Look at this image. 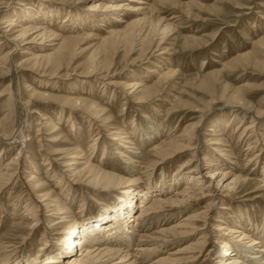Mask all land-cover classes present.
Returning a JSON list of instances; mask_svg holds the SVG:
<instances>
[{"label": "bare ground", "instance_id": "obj_1", "mask_svg": "<svg viewBox=\"0 0 264 264\" xmlns=\"http://www.w3.org/2000/svg\"><path fill=\"white\" fill-rule=\"evenodd\" d=\"M73 1L79 2L81 0ZM3 3L4 1L0 0V14L4 8ZM236 7L240 9L248 8L241 4L236 5ZM89 8L92 16L75 17L76 24L80 25L79 27L73 25L68 36H64L58 30L53 29V23H50L51 20L48 25L39 24L35 20L37 15L33 13L30 16L28 15L32 18V21H29L31 19L28 17L25 19H10L7 18L10 15H0V51L5 45L12 44L11 49L0 56V72L4 77L8 74L11 76V82L4 87V91L0 92V99L5 97L6 94L9 95L8 104H6L8 113L0 119V143L2 146L8 143L12 144L15 139L21 140L24 144L25 142H32V137H29L30 134L28 133L29 122L27 118H24L21 122H16L15 114L17 110L13 109L17 104V94L13 89L12 81L19 84L18 82L25 76L24 71L26 70L36 71V74L40 77L57 78L56 71L49 73L46 71V67L41 65L40 61L45 57L44 53H35L24 47L19 52L20 54H28V57L16 60L14 56L10 55L18 43L23 41L22 38L28 36V42H32L34 48L39 51H45L53 45H58V49L61 50L68 39H76L81 36L78 30H85V26H81L84 22L86 26H96V28L106 30L105 32L108 33L102 37L98 36L99 33L93 32L94 30H85L84 35L86 37L101 38L104 43L115 41L122 44L128 42L131 45L130 52H134L135 48L139 46L144 54L150 52L151 46L156 48L162 46L159 48L157 56L163 59L172 53L173 47L170 45L163 46V44L177 30V20H175L177 15L168 16L163 14L154 4V0H100L91 4ZM71 19L73 20V18ZM26 20L28 22L25 24L24 21ZM97 20L100 22L93 23ZM256 43L260 45L259 52L264 56V37ZM145 45L148 47L143 48ZM249 53L252 52L243 53L239 57L241 59L248 58ZM262 59L261 62L264 61V57ZM258 62H260V59L255 53V56L247 63L256 65ZM149 70L159 77V80L154 84H149L147 79H134L127 83L125 87V95L132 98L133 102L138 105L147 103L151 99V92L159 90L162 81L175 73L173 71L164 72L163 65H160L158 69ZM94 73L95 71L92 69L87 70V74ZM110 84L117 86L114 81H110ZM246 86H248L247 82L236 87V92L231 96L222 97L226 100V105L239 109L241 114H238L231 123L230 120H225V117L213 120L212 126L216 124V129L210 127L209 130L217 132L215 136L220 137L213 138L208 145L211 146L210 149L213 153L218 152L215 156L216 166L218 167L214 170H206L208 182L204 187L201 186L204 179L199 174V170L206 168L207 160L202 163L198 161L190 171L186 172L176 171L174 174L167 175L165 170L161 172L159 170L158 176L157 173L155 177L152 176L147 185H136V182L130 184L125 179V175L129 177L136 176L139 173V157L147 143H150L147 149L149 157H151L149 163L151 169H155L162 163L173 159L180 152L190 150L194 154L192 157H195L200 149L209 148V146H203V144L200 146V141H198L197 133L206 117V112L199 108L190 109V112L199 113L198 121L195 124L187 125L180 135L170 136L169 139L163 137L166 134L172 135L174 131H167V128H164L159 121L142 118L136 125V128L139 129L137 130L139 135L137 140L134 139V137H137L134 132L131 137L128 130L127 132L112 131L108 139L106 138L107 142L106 139H100L99 147H102L104 151L102 159L98 161L90 162L92 156L87 157V152L83 148L84 145L78 146L77 151L69 152L71 154L68 156L70 159L66 170H53V176H56L54 177L56 180L54 182L56 184L55 189L53 185L48 183L47 179L37 177L35 174H32L28 180H24L27 171L23 168L25 162L23 159L27 156L21 146L16 147L15 155L0 167V192L15 177L18 179L17 182L24 180L21 185V198L27 197L26 203L22 204L27 211L21 217L23 220L21 219V222L18 221L16 224L19 229L25 228L26 232L23 233L25 235L23 240L38 229H43L39 239L41 248L35 255L17 261H9L8 247L12 245L0 242V264H192L196 259H199L198 256L203 257L204 252L205 258L203 261L201 260L202 264H264V221H262V217L257 218L255 209H252L251 212L249 209L243 210L240 207L231 215L225 211L228 209L226 206L227 199L226 195L220 190L222 187L230 190L231 188H238L236 186L238 183L241 184L254 179L252 176L234 175L235 171L232 167H238L239 158L231 151L232 145L224 139L227 127L232 128L231 131L235 132L239 130L244 118L250 120L241 132V136L251 130V134H249L254 143L258 145L251 144L252 140L248 143L250 145L246 149L253 151L256 146L261 147V149L264 148L263 138L258 134V125L264 117V97L263 102L259 105L248 101L245 99L247 95L244 93ZM30 90H32L33 95L38 93V90L33 87ZM82 100V98H75L70 104H58L60 113L58 119L63 120V113H67L68 118H66L68 120L72 118L70 123L74 122V112L81 111L86 113L95 125H99V122L102 123L101 126L104 128L113 125L115 120L113 117H102V114H107V108L102 107L99 110L92 104L86 109L84 106H79L83 102ZM24 110L27 112V108L24 107ZM40 118L45 121L39 122L42 128L49 125L54 127L52 119L46 114L40 112ZM253 127L255 128L253 129ZM252 129L254 132H252ZM58 131L59 127L55 126L54 129L44 133V135L40 133L41 135L38 137L40 145L44 146L43 142L47 140L45 134L48 136L55 135ZM238 138L240 137L238 136ZM71 149L73 150V148ZM3 150L1 149V151ZM94 150L93 147L92 154ZM57 153H62V151H56L53 154ZM4 154L5 152L0 154L2 155L0 160ZM106 155L110 159L105 162L104 157ZM112 158L120 165L118 168L121 167L118 172L113 169V161H110ZM50 159L51 162L58 160L55 159V156H50ZM226 164L227 167L224 166ZM137 178H140V176ZM257 180L261 182L262 189H264V173ZM57 183H61V187ZM81 184L87 187H89L88 184L94 186L96 191L99 192L100 198L95 197L92 200V203L97 205L96 210L99 213L86 217L79 225L75 217L74 208L76 206L74 203H77L75 202V195L78 193L76 191L78 190L77 186ZM56 190L60 192V196L57 195ZM195 192L202 193L206 199L208 198L204 210L199 211L201 213L193 212L183 219L174 215L175 212L181 213V210L173 208L181 207L184 204L188 207L189 203L196 199ZM73 194L74 197L72 198ZM62 195L68 198L71 195L69 203H62ZM102 200L104 201L103 204L101 203ZM219 202H222L221 207H219L221 211L219 218L216 220L217 223L213 227L209 225L207 215ZM136 209V219H133L134 216L132 218L129 215ZM202 217L206 219L204 221L205 226L198 223L203 220ZM130 221L134 224L129 223ZM59 225L63 227L61 228L62 231L56 233L59 234V239H57L58 242H54V248L56 249H53L49 245V234H54L53 231ZM73 225L77 227L73 229L71 227ZM209 228H212V230ZM209 230L218 232V234L212 236L214 239V241L210 240L212 243L209 242L211 237ZM235 237L238 239L235 240ZM183 239H187L186 245L169 251L167 255L162 253V255L153 259L155 257L153 255L158 251L169 245L177 244L178 241ZM244 239L249 240V243L246 244L247 242L241 241ZM133 244H135L134 247H132ZM220 244H224L226 248L221 250ZM77 249L79 252H77ZM116 258L120 260L113 261ZM150 259H153V261L150 262Z\"/></svg>", "mask_w": 264, "mask_h": 264}, {"label": "rangeland", "instance_id": "obj_2", "mask_svg": "<svg viewBox=\"0 0 264 264\" xmlns=\"http://www.w3.org/2000/svg\"><path fill=\"white\" fill-rule=\"evenodd\" d=\"M3 1L4 8L0 15H10L7 17L10 19H25L33 13L37 15L35 20L39 24L48 25L53 23V29L58 30L64 36H68L70 35L71 27L73 25L76 27L77 25L75 17L89 16L91 14L90 5L100 0H81L79 2H74L73 0ZM154 4L163 14L168 16L177 15L175 19L177 20V30L163 44V46L170 45L173 47L172 53L168 54L165 59L157 56L159 48L162 46L158 48L151 46L150 52L144 54V51L139 46L135 48L134 52H130L131 45L128 42L122 44L115 41L104 43L101 38L86 37L84 32L89 30H94L93 32L99 33L98 36L102 37L108 33L105 32L106 30L96 28V26H86L84 22L81 26H85L86 31L78 30L77 28L81 36L76 39H68L61 50L58 49V45H53L45 51H39L34 48L35 46L32 42H28V36L22 38L23 41L18 43L10 55L14 56L16 60L28 57V54H20L19 52L24 47L35 53H44L45 57L40 61L41 65L46 67V71L49 73L56 71L57 78L40 77L36 74V71L26 70L24 71L25 76L20 79L19 84H16V81H12L13 89L17 94V104H15L13 109L17 110L15 114L16 122H21L24 118H27L29 122L28 133L30 134L29 137H32V142H25L24 144L21 140L15 139L12 144L8 143L9 145L4 144L2 146L0 143V154L5 152L0 160V167L15 155L16 147L21 146L27 156L23 159L25 161L23 168L27 171V173L25 172L24 180H28L32 174H35L37 177L47 179L48 183L53 185L55 189L56 184L54 182L56 180L54 177L56 176H53V170H66L70 159L68 156L71 154L69 152L77 151L78 146L84 145L83 148L87 152V157L92 156L90 162L98 161L102 159L104 151L102 147H99L100 139H108V136L114 130L126 132L128 130L131 137L134 132L135 136H137L134 139L137 140L139 137L137 130L139 129L136 128V125L142 118L159 121L164 128H167V131H174L172 135L166 134L163 137L164 139L166 137L169 139L170 136L180 135L187 125L195 124L198 121L199 113L190 112V109L199 108L206 112V117L199 127L197 137L198 141H200V146L203 144V146L206 145L209 148L200 149L195 154V157H192L194 154L190 150L180 152L173 159L157 166L155 170L149 166L151 157H149L147 147H149L150 143H147L139 157V173L136 176L128 177L125 175V179L130 184L136 182V185H147L152 176L155 177L156 173L158 176L159 170V172L165 170L167 175L174 174L176 171L186 172L190 171L198 161L202 163L207 160L208 163L205 167H211L199 170V174L204 179L201 186L207 185L206 170H214L218 167L216 166L217 160L215 157L218 152L213 153L210 149L211 146L208 145L213 138L220 137L215 136L217 132L209 130L210 127H216V124L212 126V122L220 117H225V120H230L231 123L238 114H241L239 109L226 105V100L222 97L231 96L236 92V87L247 82L248 86L245 87L244 91L245 95H247L245 99L255 105L263 102L264 61H261L264 56L259 52L260 45H257L256 42L264 37V0H154ZM239 4L248 8H237L236 5ZM28 18L31 19L29 21H32V18ZM50 20L51 22L49 23ZM27 22L28 20L24 21L25 24ZM96 22L99 23L100 21L97 20L93 23ZM90 23L92 22L90 21ZM11 47L12 44L5 45L0 51V56L8 52ZM147 47L145 45L143 48ZM155 49L156 51H154ZM246 52L252 53H249L248 58L241 59L239 56ZM152 53L154 54L151 56ZM255 53L260 62L256 65L254 63L248 64L247 62L255 56ZM160 65H163L164 72L173 71L175 73L162 81L159 90L151 92V99L147 103L138 105L133 102L132 98L125 95L126 84L131 80L147 79V82L151 85L159 80V77L149 69H158ZM88 69L94 70L95 73L87 74ZM110 81L116 82L117 86L110 84ZM10 82L11 76L8 74L4 77L0 72V92L4 91V87ZM31 87L38 90V93L33 95L32 90H30ZM8 96L6 94L5 97L0 99V119L8 113L6 109L8 108L6 105L8 104ZM75 98H82L83 102L79 106H84L86 109L92 104L99 110L102 107L107 108V114H102V117H113L115 119L113 125L111 124L109 127L104 128L99 121V125H95L90 117L81 111L74 112V122L70 123L72 118L68 120L67 113H63V120H59L58 104H70ZM24 107L27 108V112ZM40 112L52 119L54 127L49 125L42 128L39 122L45 121L40 118ZM134 120L135 122H133ZM245 120L246 118L241 122L239 130H237L239 132H233L231 131L232 128L227 127L224 139L232 145L231 151L239 158L238 167H232L235 171L234 175L252 176L254 179L241 184L238 183L236 185L238 188H231L230 190L222 187L220 190L226 195L227 199L226 206L228 209L225 211L233 215L239 207L243 210L249 209L251 212L252 209H255L257 218L260 219L262 217L261 219L264 221V189H262L261 182L257 180L264 173V148L262 147L261 149V147L256 146L253 151L246 149L253 138L250 136L251 130L241 136V132L247 126V123L250 122V120ZM55 126L59 127L58 133L49 136L45 134V138L48 141L45 140L43 142L44 146H41L38 141L40 133L44 135V133L54 129ZM253 129L252 132H254ZM258 131L264 141V117H262L258 125ZM236 133L238 135H235ZM158 139L160 140V138ZM238 141L239 143L237 144ZM253 143L254 140L251 144ZM254 144L258 145L257 143ZM13 146L14 148H12ZM93 147L95 150L92 154ZM1 149L4 150L1 151ZM56 151H62V153L53 154ZM50 156H55V159L58 160L51 162ZM104 158L105 162L110 159L107 158V155ZM110 161H113V169L117 170L116 172L121 170V167L118 168L120 165L113 158ZM50 162L54 164L52 165ZM224 166L227 167L228 165ZM138 176L140 178H137ZM17 180V177H15L0 192V242L12 245L8 247L7 255L9 261H17L35 255L36 252L38 253L41 248L39 239L43 232V229H38L27 239L23 240L25 236L23 233L26 232L25 228L19 229L16 223L22 219L21 217L27 211L25 206H22V204L26 203L27 197L21 198V185L24 180L20 182H17ZM83 184L77 186L78 190L76 191L78 193L75 195V202L77 203H74L76 207L73 205L76 212V221H78L79 225L86 217L97 215V205L93 204L92 200L100 195L94 186L88 184L89 187H87ZM57 185L60 186L61 183H57ZM118 189L119 187L116 190L118 191ZM56 192L60 196V192L58 190ZM195 193L196 199L192 200L188 207L184 204L181 207L173 208L181 210V213L175 212L174 215L183 219L193 212L201 213L204 210L208 198L206 199L202 193ZM73 197L74 194L72 195ZM70 200L71 195L70 198L62 195V203H69ZM103 202L102 200L101 203L103 204ZM221 204L222 202H219L207 215L208 223L213 227L217 223V218H219L221 211L219 207H221ZM137 209L129 215L130 217L134 216V218L132 217L133 219H136ZM202 219L198 223L201 226H205L204 221L206 219L204 217ZM129 223L134 224L132 221ZM62 227V225L57 226V229L53 231L54 234H49V245L53 249H56L54 248V242H58L57 239H59V234L56 233L62 231ZM71 227L74 229L77 226L73 225ZM209 229L212 230V228ZM211 230H209L211 237L218 234V232ZM211 237L209 242L212 243L214 239ZM235 238V240L238 239L237 237ZM211 239L212 241H210ZM186 240H180L177 244L163 248L153 255L155 256L153 259L162 255V253L167 255L169 251L183 247L187 244ZM241 241L247 242L246 244L249 243V240L246 239ZM220 246L221 250L226 248L224 244H220ZM77 252H79L78 249ZM197 258L199 259H196L192 264H202L205 252L203 257L198 256ZM153 259H150V262ZM115 260L120 259L116 258L113 261Z\"/></svg>", "mask_w": 264, "mask_h": 264}]
</instances>
